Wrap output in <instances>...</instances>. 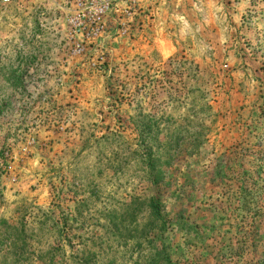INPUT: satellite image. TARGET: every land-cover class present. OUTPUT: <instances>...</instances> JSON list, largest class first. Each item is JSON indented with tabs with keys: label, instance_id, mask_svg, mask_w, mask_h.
Wrapping results in <instances>:
<instances>
[{
	"label": "rangeland",
	"instance_id": "rangeland-1",
	"mask_svg": "<svg viewBox=\"0 0 264 264\" xmlns=\"http://www.w3.org/2000/svg\"><path fill=\"white\" fill-rule=\"evenodd\" d=\"M168 260L264 264V0H0V264Z\"/></svg>",
	"mask_w": 264,
	"mask_h": 264
},
{
	"label": "trees",
	"instance_id": "trees-1",
	"mask_svg": "<svg viewBox=\"0 0 264 264\" xmlns=\"http://www.w3.org/2000/svg\"><path fill=\"white\" fill-rule=\"evenodd\" d=\"M150 154H148V167L151 168L152 172L155 171V167H154V163L156 162L157 159L153 158L152 156H150ZM151 185L153 186H158L159 185V180L157 178V175H153V180L150 181ZM250 195H252L251 193H249ZM150 204L153 206L154 209V215H159V209H160V204H159V199L158 198H151ZM168 264L171 263L170 260H168Z\"/></svg>",
	"mask_w": 264,
	"mask_h": 264
}]
</instances>
